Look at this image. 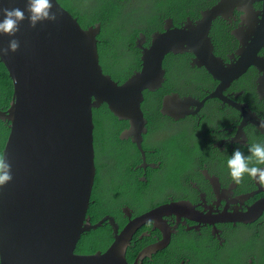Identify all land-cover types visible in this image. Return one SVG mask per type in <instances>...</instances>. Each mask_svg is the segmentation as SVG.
Here are the masks:
<instances>
[{
    "label": "water",
    "instance_id": "95a60500",
    "mask_svg": "<svg viewBox=\"0 0 264 264\" xmlns=\"http://www.w3.org/2000/svg\"><path fill=\"white\" fill-rule=\"evenodd\" d=\"M52 3L57 23L31 28L25 21L16 34L20 49L1 57L13 80L14 96L10 107L0 110V120L10 126L3 156L13 177L0 187V264H142L128 261L134 232L153 221L165 234L159 244L143 250L141 257L148 256L171 240L172 230L163 217L194 210V206L189 202L161 205L124 228L111 215L91 222L88 210L97 177L95 110L105 104L119 120L127 121L120 138L129 137L137 146L141 168H155L146 164L142 148L148 132L142 104L146 91L156 93L165 85L167 56L192 53L194 63L220 83L203 101L185 102V108L194 105L196 109L168 112L162 104L160 114L176 119L197 115L210 100L224 99L223 91L254 64L253 57L256 65L263 60L256 49L249 58L241 53L239 62L226 66L215 54L210 32L223 12L224 3H220L203 12L197 22L189 20L175 27L170 19L163 31L152 34L148 47H136L141 51V68L119 84L101 63L98 36L102 24L86 29L58 0ZM12 7L23 8L24 0H0V8ZM9 39L0 35V48H6ZM174 100L183 104L178 97ZM243 117V123L248 121ZM263 210L261 200L246 212L227 214L224 219L253 223ZM104 222L113 229L110 246L104 252L78 254L82 234Z\"/></svg>",
    "mask_w": 264,
    "mask_h": 264
},
{
    "label": "flooded vegetation",
    "instance_id": "af4514ba",
    "mask_svg": "<svg viewBox=\"0 0 264 264\" xmlns=\"http://www.w3.org/2000/svg\"><path fill=\"white\" fill-rule=\"evenodd\" d=\"M106 1L108 5H111L112 0H110L111 2ZM141 1L155 3L157 0H125L124 3H131L134 5V9H139L137 5ZM180 1L178 4L168 6L159 14L163 19L162 31L169 25L170 19L174 20L175 27H181L189 20L199 21L203 12L224 3L222 14L211 25L210 36L215 54L226 66H229L239 62L242 58L241 53L249 58L258 49L257 57L261 59L260 61L263 60V63L256 65L255 57H253L254 64H249L243 75L223 91L224 99L208 101L197 115L188 114L181 119L162 116L167 124L163 125L166 128L161 131L173 130L169 137L178 134L175 130L177 131V127L184 125L193 128L194 132H200L201 129L200 138L193 142L189 141L191 147L197 150V154L191 155V164L172 181L155 186V188L152 187L148 191L142 190L139 194L129 189L126 200H131V206L124 202V205L121 206L122 216L132 220L158 206L179 202L191 203L194 210L172 213L163 217L167 221L170 231L172 230L171 240L166 246L157 249L156 252L152 250L145 257H141L143 250L159 244L165 239V234L155 226L153 221H150V225L144 229L143 225L139 227L134 232L128 248V261L135 263L139 260L142 264H170L168 259L177 250L184 246L193 247L192 245H196L209 246L207 250L211 253L212 258L214 256L216 259L218 258V248L221 247L222 252L226 250L227 257L233 252L235 259L243 257L246 264H254L259 253L258 245L254 244L251 248L247 246L243 249L238 245L235 249H229V247L236 239V235L245 239L247 236L253 235V231L264 234V210L258 220L253 223L228 222L224 217H227V214L234 216L237 213L246 212L251 206L264 200V185H260L256 179L247 175L242 177L239 182L234 181L228 173L226 161L234 148H240L247 155L248 145L264 144V128L259 127V121L264 119V0H254L253 2L249 0ZM154 21L148 16L128 24L139 30L135 35L136 47H148L152 34L161 31L156 29ZM115 35L116 33H114ZM116 39L118 47H125L124 41L118 37ZM173 55L174 57L186 55L187 60L176 61L172 58L169 60L166 67V93L161 98L162 104L166 105L168 112L170 110L196 109L197 107L194 105L185 108V102L191 99L192 101H203L219 89L220 83L215 81L204 67H199L194 63L192 53ZM125 59L124 65L132 60V57L126 56ZM174 61H176L175 64L172 63ZM182 64L185 65V68ZM169 70L174 73L171 82L169 81ZM208 77H211V81ZM158 97L155 95L149 98L148 109L154 106ZM175 97L180 98L183 104L175 101ZM0 110L3 109L0 107ZM242 113L248 118L245 123H243ZM206 115L207 118L201 125L200 123ZM208 123L210 124L207 125ZM155 133L144 137L143 144L156 145L160 143L161 141L151 142V137ZM125 140L131 141L129 137ZM146 152L154 153L155 151L145 150L146 164L160 167L161 162L153 165L154 162L150 164L147 161ZM139 157L142 160L141 152ZM141 165H138L135 170L141 168ZM257 166L264 167V165ZM141 180L146 181L147 177L144 176ZM134 213L140 214L133 217ZM138 231H140L139 239L134 241ZM191 253L193 255L187 257V261H183L182 264H220L218 261L216 263L200 261L196 250L191 249Z\"/></svg>",
    "mask_w": 264,
    "mask_h": 264
},
{
    "label": "trees",
    "instance_id": "16d2710c",
    "mask_svg": "<svg viewBox=\"0 0 264 264\" xmlns=\"http://www.w3.org/2000/svg\"><path fill=\"white\" fill-rule=\"evenodd\" d=\"M58 1L74 17L78 18L84 28L87 29L91 26H95L99 22L102 24V32L98 36L100 59L104 67V72L111 76L114 81L122 84L132 75L134 71L141 68V52L135 46V35L139 30L129 26L128 24L131 23L127 19L123 20L122 18L124 11L131 9L135 10L131 3H124L125 0H112L111 5L107 6L104 4L102 5V0H94V4L90 6V9H88L86 2H91L92 0ZM167 1L176 3L179 0H157L155 4L163 7ZM137 6H139V3ZM154 20L156 29L162 31L161 27L163 19H161V16L159 15L157 19ZM114 33H116V37H119L120 40L124 41L125 47L121 48L117 46V39L114 36ZM129 39H131L130 42ZM122 49L126 50L121 51ZM126 56H131L132 60L128 61L124 68H118L120 66L123 67L124 62L126 61ZM171 58L176 59V61L187 60L186 55H178V57H174L171 53L165 60V68ZM176 61L172 63L175 64ZM182 65L185 68V65ZM171 78H173L172 72H170V82L172 80ZM208 78L210 80L211 77ZM165 85H163V87L156 93H150L147 91L144 93L145 99L142 104V108L145 117L148 120V132L144 135L145 138L166 128L163 127V125L167 124L165 122V118H163L160 114L162 106L161 98L163 94L166 93ZM155 95L159 96L158 100H155L154 106L148 109V100ZM13 96V80L6 64L0 57L1 109L7 110L10 107ZM206 118L207 115L204 116L200 123L201 125L204 123ZM95 124L96 130L94 145L96 153L97 177L93 190L92 202L88 210V216H90L91 222H96L105 215H111L115 217L116 222L120 224L121 228H124L130 219L129 217L125 219L124 216H122L121 206L124 205V202L131 206V200H126L128 197V190H133L139 194L142 190L148 191L153 183L156 184V186H159L163 183L172 181L173 176H178L182 171L171 166L175 156L183 153V151L186 154H189L192 150H195V148H192L189 144V138L187 139V142H176L181 133L171 136L170 139L161 140V142L156 145H149L145 143L143 144L144 150L155 151L154 153L146 152L147 161H149L150 164L154 162L153 165L157 164V162H161V165L158 168L155 165V168L148 167L147 170L143 168L135 170L138 165L142 164V160L139 157L140 152L134 143L121 139L119 136L124 129L128 128V122L125 120H119L108 109L107 105L104 104L95 110ZM108 128L109 131L113 133L112 135L107 133ZM9 134V124L0 120V155H3ZM119 168L120 172L117 174L116 171ZM160 174L162 175L160 176ZM144 176L147 177L146 181L141 180ZM104 184L108 187L106 188V191L108 190L107 195L103 198L96 196L97 193L103 189ZM139 214L140 213H134L133 217ZM150 223L151 222L143 225V229L147 225H150ZM139 233L140 231L135 234L134 241L139 239ZM253 233L254 234L250 237L256 240L257 243L255 245L259 246L260 240L264 242V234L258 231H253ZM113 240L114 235L112 226L104 222L103 225L82 234L76 252L78 254L86 255L94 254L97 250H102V252H104ZM191 249L195 250L190 246L180 248L176 253L171 255L168 259V263L182 264L183 261H187V257L193 255V253H191Z\"/></svg>",
    "mask_w": 264,
    "mask_h": 264
},
{
    "label": "clouds",
    "instance_id": "9594fccd",
    "mask_svg": "<svg viewBox=\"0 0 264 264\" xmlns=\"http://www.w3.org/2000/svg\"><path fill=\"white\" fill-rule=\"evenodd\" d=\"M25 21L31 28H36L45 22L57 23L58 13L53 8L52 0H24L23 8H0V35L10 37L7 47L0 48V57L15 53L20 49L21 42L16 38V34L20 30V25ZM259 127L264 128V119L259 121ZM226 164L228 173L234 181L239 182L247 175L256 179L260 185H264V167L257 166L264 165V144L248 145L247 155L240 148H234ZM12 178L11 165L5 156L0 155V187L9 183Z\"/></svg>",
    "mask_w": 264,
    "mask_h": 264
},
{
    "label": "rangeland",
    "instance_id": "374dc122",
    "mask_svg": "<svg viewBox=\"0 0 264 264\" xmlns=\"http://www.w3.org/2000/svg\"><path fill=\"white\" fill-rule=\"evenodd\" d=\"M108 2H111L110 0H108ZM181 1L179 0L176 3H171L169 1L166 2L165 6L161 7V6H157L154 2H149V1H141L139 2V9H135V10H127L124 11L122 14V18L123 19H127L130 23H135L137 20H142L147 18L148 16L151 17L152 19H157V17L159 16V14L165 10L168 6L172 5V4H178ZM78 3V2H77ZM102 3L104 5H108L106 0H102ZM94 4V0L87 1L86 5L88 6V9H90V6ZM132 6H134L132 4ZM119 38V37H118ZM131 41V39H129V42ZM126 65L120 66L119 68L122 69L124 68ZM119 69V70H120ZM130 70V69H129ZM172 76L174 77V73L172 72ZM210 123H208L207 125H209ZM177 131L175 130V132L181 133V135L178 136L177 138V143L180 142H187V139L189 138L188 141L193 142L197 139L200 138L201 136V129L200 132H194L193 128L184 125L181 127H177ZM173 130L171 129H166L163 131H158L157 133H155L152 137H151V142H158L161 140H167L170 139L171 137H169ZM108 134H113L111 131H109L108 128ZM191 139V140H190ZM183 145V144H182ZM195 155L197 154V150H192L191 153H185L183 151V153L178 154L175 156L174 161L172 162L171 166L173 168H176L178 170H184L186 167H188L191 162H192V158L191 155ZM176 160V161H175ZM117 174L120 172V168L116 171ZM162 174H160L161 176ZM174 179V176H173ZM156 184H152L151 188L154 187L155 188ZM106 188H108L105 184L103 185V189L100 190L96 196H100V197H105L107 195V191ZM257 241L254 240L253 238L247 236L245 239H243L242 237L236 235V239H234V241L230 244L229 249H235L237 247V245L239 246V248L243 249L247 246H249L251 248V246H253L254 244H256ZM195 250H197L198 255H199V259L202 262H206V263H216V261H218L220 264H246V260L245 258L241 257H237V259L234 258L233 256V252L230 254L229 257H227L226 254V250L225 252H222L221 247L218 248L219 250V256L216 259L215 256L212 258L211 253L208 252L207 248H209V246H196V245H192ZM257 262V264H264V242L262 240L259 241V253H258V257L256 258V261L254 262V264Z\"/></svg>",
    "mask_w": 264,
    "mask_h": 264
}]
</instances>
